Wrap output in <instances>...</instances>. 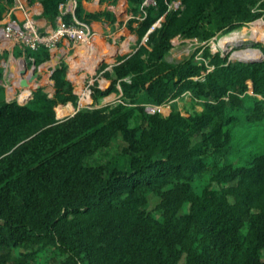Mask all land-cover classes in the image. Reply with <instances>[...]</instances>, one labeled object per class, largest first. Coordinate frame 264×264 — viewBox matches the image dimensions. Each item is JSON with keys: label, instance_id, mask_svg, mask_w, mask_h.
<instances>
[{"label": "trees", "instance_id": "trees-1", "mask_svg": "<svg viewBox=\"0 0 264 264\" xmlns=\"http://www.w3.org/2000/svg\"><path fill=\"white\" fill-rule=\"evenodd\" d=\"M26 1L47 27L72 21L67 0ZM118 1L136 15L143 0H78L74 14L103 29ZM171 1L129 20L136 44L98 67L109 83L90 85L93 103L111 92L122 102L57 119L78 99L62 62L52 97L39 88L20 105L0 86V264H264V47L244 61L208 45L264 18V0ZM177 39L200 46L170 62ZM184 93L180 110L171 101Z\"/></svg>", "mask_w": 264, "mask_h": 264}, {"label": "built area", "instance_id": "built-area-1", "mask_svg": "<svg viewBox=\"0 0 264 264\" xmlns=\"http://www.w3.org/2000/svg\"><path fill=\"white\" fill-rule=\"evenodd\" d=\"M78 0H67L65 3L60 4L59 10L61 14H71L72 21L65 23L62 18H58L55 26L53 27H41L29 11H24L22 18L10 17L5 21H0V67L2 68V77L0 79V86L4 88V92L10 101H16L20 105L26 104L33 95V92L39 88H42L49 97L53 95V80L51 74L55 67L61 63L60 56L57 53L58 44L61 41L67 43L76 44H89L92 41L95 25L89 24L86 21L76 18L74 11L77 7ZM155 0H143L139 9V12L134 15L128 10L126 3L118 1L115 4H107L105 9L113 13L115 22L119 16H123L124 24L126 21L134 19L136 22L141 21L146 15V7L155 6ZM182 0H172L168 3V10H182ZM160 21V20H159ZM159 21L153 25H159ZM136 22L133 25H136ZM114 24V23H113ZM41 47L46 48L49 52V59L35 64L32 57L26 58L25 51L38 50ZM12 50H18L19 55L13 53V55L4 54ZM13 60V62H10ZM11 63L9 65L8 63ZM15 65H13V63ZM28 67H30L28 69ZM110 65L106 69H110ZM23 70L25 72L23 73ZM47 71L45 79H40V74ZM12 73H19L16 80L11 81L10 86L7 87V83L10 80L9 77L14 76ZM40 75V76H39ZM25 81L26 85L23 86L22 82ZM48 84L47 90H44V84ZM92 84V83H91ZM83 89L81 87L80 92L77 93L78 99L76 107L73 112H77L81 109H89L91 105L90 100V85ZM84 99H86L84 101ZM146 103L143 105L144 110L148 114L155 112H161L162 106Z\"/></svg>", "mask_w": 264, "mask_h": 264}, {"label": "rangeland", "instance_id": "rangeland-1", "mask_svg": "<svg viewBox=\"0 0 264 264\" xmlns=\"http://www.w3.org/2000/svg\"><path fill=\"white\" fill-rule=\"evenodd\" d=\"M90 5H92V3H90ZM255 21L256 22L253 21L255 25L249 23L244 27L232 30L227 34L215 36L208 42V45L212 49L219 50L222 55L227 54L228 59L230 60L245 59L240 58L236 55V53H238L239 51H251L255 55L252 58H261L263 55L261 50L255 47L254 45L260 43L264 47V18H259ZM126 22H128V20ZM123 23V16H119L118 20H116L114 24L105 25L104 30L95 28V32L91 38L92 41L89 44L72 45V43H70L69 47L65 48L66 53L62 55L60 59L63 64H66V71L67 69H69V64L73 65L74 69L77 71V80L72 79L73 91L76 95L77 92H80V87L85 89L88 84L93 83L95 80L101 87H107L109 82L101 75V73H99L98 67H100L103 63L111 66L113 63H115L118 55H123L130 52L133 46L136 44L137 37L135 33L130 30L128 26H126L127 23L126 25L124 24V26L122 25ZM240 31L245 34L241 38H239L238 34ZM232 41L237 43V45L241 44V47L226 45ZM60 45L61 44H58V48L61 47ZM199 46L200 44L194 39L174 40L173 47L166 55V60L170 62L179 61L183 57L190 55ZM224 48H228V50L224 51ZM79 50L81 51V53L79 52ZM200 54L201 52L198 51L196 53V58H199ZM10 62H13V60H11ZM10 62L8 63L9 65H11ZM15 63L16 62H14L13 64ZM29 68L30 67H28V69ZM12 74L14 76L9 77L10 80L7 83V87L10 86L9 83L13 80H16L17 75H19V73ZM45 74H47V71H44V76ZM43 88L44 90H47V88H49L48 84H44ZM5 98L7 100H10V98H8L6 95V92ZM85 100L86 99H84V101ZM91 101L92 104L90 105L89 109L104 106H112L119 102H122V99L120 97V94L116 92H111L108 95L101 97L94 103L92 99ZM171 102H176L180 110H184V108H189V93H184L181 95V97ZM170 103H167L162 106L161 112L163 115H168L171 109ZM72 106H74L75 109L76 106L74 104ZM72 106H69L68 110H60L58 113L56 112V118L62 119L66 116L74 114L75 112H73ZM194 109L201 110V106L195 104ZM135 122L137 123L138 119ZM119 144L121 146L123 145V143L120 142ZM157 201V198L151 197L150 208H153Z\"/></svg>", "mask_w": 264, "mask_h": 264}, {"label": "crops", "instance_id": "crops-1", "mask_svg": "<svg viewBox=\"0 0 264 264\" xmlns=\"http://www.w3.org/2000/svg\"><path fill=\"white\" fill-rule=\"evenodd\" d=\"M41 10H42L41 5L38 2H34L32 5H29L26 0H14L12 4H8V3L2 1V2H0V21H5L10 17L22 18L24 15V11H29V12H31L32 15H34V17L38 21L39 25L43 28L44 27L46 28L47 27L46 22L37 16L38 13L41 12ZM254 22H256V21H254ZM95 28H98V27L95 26ZM101 30H104V28ZM59 44H61L60 45L61 47L57 49V53L59 56L60 55L62 56L66 53L65 48H68L70 43H67L66 41H61ZM17 51L18 50H12L9 52H5L4 54H7V55L12 54L13 55V53L15 54V52H17ZM61 52H63V53H61ZM76 73H77V71L74 69V66L69 64V69H67L66 75H65L66 78L68 80H70L71 82H72V79L77 80L78 77L76 78V75H77ZM40 75H39L40 79L44 80L45 79L44 73H41ZM80 89H81V87H80ZM90 100H91V98H90ZM91 104H92V101H91ZM72 108L74 110V106H72ZM60 110L61 111L62 110H68V108H62Z\"/></svg>", "mask_w": 264, "mask_h": 264}, {"label": "bare ground", "instance_id": "bare-ground-1", "mask_svg": "<svg viewBox=\"0 0 264 264\" xmlns=\"http://www.w3.org/2000/svg\"><path fill=\"white\" fill-rule=\"evenodd\" d=\"M253 25H255L254 23H252ZM257 25V24H256ZM256 28V27H255ZM253 28V29H255ZM239 38L243 37V35H245L243 32H239ZM83 49V48H82ZM81 50V49H80ZM79 50V52L81 53V51ZM237 56H239L240 58H252L253 56H255L251 51H239L238 53H236ZM15 65V64H14Z\"/></svg>", "mask_w": 264, "mask_h": 264}, {"label": "water", "instance_id": "water-1", "mask_svg": "<svg viewBox=\"0 0 264 264\" xmlns=\"http://www.w3.org/2000/svg\"><path fill=\"white\" fill-rule=\"evenodd\" d=\"M226 45H228V46H229V45H233V46H236V47H241V44H238V45H237V43H235V42H233V41H232V42H229V43L226 44ZM227 50H228V48H224V51H227ZM260 59H261V58L259 57V58H247V59L245 58V59H239V60H244V61H252V60L254 61V60H255V61H256V60H260ZM24 72H25V70H23V73H24ZM22 85L25 86V85H26V82L23 81V82H22Z\"/></svg>", "mask_w": 264, "mask_h": 264}]
</instances>
